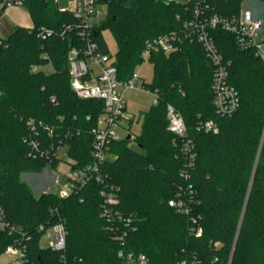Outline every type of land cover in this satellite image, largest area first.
Masks as SVG:
<instances>
[{
  "label": "trees",
  "instance_id": "16d2710c",
  "mask_svg": "<svg viewBox=\"0 0 264 264\" xmlns=\"http://www.w3.org/2000/svg\"><path fill=\"white\" fill-rule=\"evenodd\" d=\"M241 3L210 0V13L229 15ZM58 5L62 8L60 0ZM25 7L35 27L54 33L41 40L35 31L13 26L0 47V205L10 223L32 235V257L54 264H123L118 257L123 250L143 254L151 264H178L191 256L204 264L215 258L222 264H264V61L253 50H241L232 35L213 32L240 97L237 111L222 116L213 103V65L201 44L185 42L169 55L153 53L154 80L144 88L158 100L142 113L138 136L127 140L126 135L111 145L117 158L103 165L104 183L92 180L67 198L53 193L37 197L22 175L56 168L55 154L62 145L69 146L75 167L90 163L91 130L104 102L81 99L71 87L68 55L85 45L71 13L60 11L55 0H28ZM186 9L181 2L112 0L107 22L94 29L93 41L107 53L102 29L115 33V65L119 79L126 81L142 63L146 41L181 30L189 16ZM47 65L52 72H45ZM168 105L182 114L195 143L190 181L181 176L185 158L168 131ZM30 119L35 131L27 126ZM209 120L217 124V133L201 128ZM45 150L48 154L41 155ZM186 184L196 190L201 237L193 236L187 217L168 204ZM106 187L117 189L115 208L136 228L126 229L124 245L101 217L100 192ZM60 219L67 230L65 249L40 250L38 225ZM12 240L13 235L0 233V256Z\"/></svg>",
  "mask_w": 264,
  "mask_h": 264
},
{
  "label": "built area",
  "instance_id": "2783aa9c",
  "mask_svg": "<svg viewBox=\"0 0 264 264\" xmlns=\"http://www.w3.org/2000/svg\"><path fill=\"white\" fill-rule=\"evenodd\" d=\"M27 1L0 0V21L8 10L25 7ZM55 1L60 11L71 13L76 20L79 33L85 41V45L81 49L73 48L68 55L71 87L81 99H101L104 102L103 111L98 116L96 126L91 130L93 136L91 162L85 166L75 167L77 162L73 159L69 160L71 174L66 177L65 185L56 194L60 198H67L92 180L104 183L101 173L103 165L108 160L117 158L111 154V145L126 136L122 122L125 119L128 122L132 120L127 118L124 93L129 89L144 88L145 82L140 71L137 72V70L141 68L144 61L151 58L153 53L162 52L169 55L177 51L185 42L201 44L207 58L213 65L211 86L213 103L216 112L222 116H231L237 111L240 106V97L237 89L230 83L229 63L225 62L219 52L213 32L223 31L232 35L241 50H253L255 55L264 61V0H242L237 11L225 16L210 13V0H186L181 3L187 6L186 12L189 16L183 20L181 30L147 40L141 53L142 63L137 65L128 80L121 81L115 65L116 58L114 59L110 54L100 49L92 37L94 29L100 26L101 18L108 14L109 3L112 0H71L69 7L62 8L58 5V0ZM168 2L177 1L168 0ZM189 3L191 4L189 5ZM177 19L181 20L182 18L178 15ZM23 27L30 32L35 31L41 40H46L54 33L47 27L40 26L37 28L34 24ZM4 41L5 33L0 29V47L4 45ZM32 70L36 71L38 67H34ZM2 94L0 81V98ZM155 96L156 103L158 96L157 94ZM167 119L168 131L175 136L174 142L179 145L181 154L185 158L181 176L185 181H190L191 172L196 162L194 140L188 135L182 114L172 105L167 106ZM27 126L31 131H35L34 120L30 119ZM201 128L207 132H218V126L213 120L206 121ZM34 146L37 147L36 144ZM64 146L68 145L57 148L55 156L58 160V153ZM48 152L49 150H45L41 155H47ZM44 193L48 192L44 191ZM100 195L104 199L101 217L106 219L108 229L114 233V239L124 245V238L128 235V231L133 232L136 228L131 225V220L124 218L115 208L119 203L117 189L106 187L101 190ZM197 203L196 190L192 184L180 186L175 197L168 202L169 206L174 208L177 213L187 217L190 233L193 236L201 237L203 235L202 215L196 214L194 209ZM121 223L126 227L124 230H120ZM36 231L41 234L40 250L62 251L65 249L67 230L61 219L54 224L41 223ZM1 232L13 235L12 243L6 247L1 255L5 258L3 264H54L49 260L45 262L41 256L32 257L29 252V242L32 240V235L29 231L10 223L0 205ZM44 242L46 244H43ZM118 257L123 261V264H151L143 254L120 250ZM178 264L204 263L197 256H191L181 260ZM210 264L222 263L218 261V258H215Z\"/></svg>",
  "mask_w": 264,
  "mask_h": 264
},
{
  "label": "rangeland",
  "instance_id": "374dc122",
  "mask_svg": "<svg viewBox=\"0 0 264 264\" xmlns=\"http://www.w3.org/2000/svg\"><path fill=\"white\" fill-rule=\"evenodd\" d=\"M71 0H60L62 7H69V2ZM177 2H183L186 0H176ZM107 22V15L103 16L100 20V26H103ZM33 21L27 7L14 8L8 10L3 19L0 21V29L6 33L13 26H25L32 25ZM103 38L107 44L108 54H110L114 59L118 52V42L115 33L109 28L104 27L102 29ZM45 72H52V66L44 68ZM140 71L143 81L150 85L154 80V64L150 59L144 61L141 68L137 70ZM124 98L126 100L127 106V118L132 119V123L125 119L122 122V127L125 134H131L133 137L138 136L142 130V113L148 111L156 101V96L154 93L146 90L145 88H135L125 91ZM134 141L131 142V145ZM59 164L56 168L47 166L41 172L38 173H24L22 175V180L27 183L33 190L35 196H39L44 191L48 193L58 194L62 187L65 185L66 177L71 174V165L69 164V148L64 146L58 153ZM43 244H46L45 242ZM5 262V258L0 256V264Z\"/></svg>",
  "mask_w": 264,
  "mask_h": 264
},
{
  "label": "water",
  "instance_id": "95a60500",
  "mask_svg": "<svg viewBox=\"0 0 264 264\" xmlns=\"http://www.w3.org/2000/svg\"><path fill=\"white\" fill-rule=\"evenodd\" d=\"M161 1L164 2V3H169L168 0H161ZM131 138H132V136L128 135L127 140H130Z\"/></svg>",
  "mask_w": 264,
  "mask_h": 264
},
{
  "label": "crops",
  "instance_id": "0c3cea01",
  "mask_svg": "<svg viewBox=\"0 0 264 264\" xmlns=\"http://www.w3.org/2000/svg\"><path fill=\"white\" fill-rule=\"evenodd\" d=\"M48 66H50V65H47V66H45L44 68H47ZM132 136V135H131ZM47 192V191H46Z\"/></svg>",
  "mask_w": 264,
  "mask_h": 264
}]
</instances>
